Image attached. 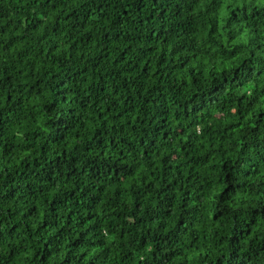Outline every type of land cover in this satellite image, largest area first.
<instances>
[{
    "label": "trees",
    "instance_id": "1",
    "mask_svg": "<svg viewBox=\"0 0 264 264\" xmlns=\"http://www.w3.org/2000/svg\"><path fill=\"white\" fill-rule=\"evenodd\" d=\"M0 264H264V0H0Z\"/></svg>",
    "mask_w": 264,
    "mask_h": 264
}]
</instances>
